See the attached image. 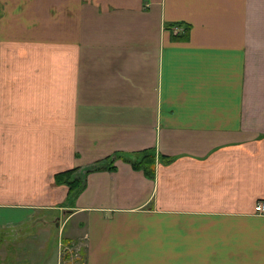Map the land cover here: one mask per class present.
I'll return each mask as SVG.
<instances>
[{"label":"crops","instance_id":"crops-1","mask_svg":"<svg viewBox=\"0 0 264 264\" xmlns=\"http://www.w3.org/2000/svg\"><path fill=\"white\" fill-rule=\"evenodd\" d=\"M29 221L57 264H264V0H0V228Z\"/></svg>","mask_w":264,"mask_h":264},{"label":"rangeland","instance_id":"rangeland-1","mask_svg":"<svg viewBox=\"0 0 264 264\" xmlns=\"http://www.w3.org/2000/svg\"><path fill=\"white\" fill-rule=\"evenodd\" d=\"M39 229L40 224L34 221L17 228L14 226L8 229L0 228V264H57L58 248L62 263L64 261L71 263L81 258L76 254L77 250L68 251L69 247L62 242L63 235H58L54 224L50 225V235L40 249ZM40 250L41 254L37 256V251Z\"/></svg>","mask_w":264,"mask_h":264},{"label":"trees","instance_id":"trees-1","mask_svg":"<svg viewBox=\"0 0 264 264\" xmlns=\"http://www.w3.org/2000/svg\"><path fill=\"white\" fill-rule=\"evenodd\" d=\"M133 166L136 168H142L144 172L149 175H154L155 157L150 150H144L142 157L138 160H132ZM165 161H170L166 159ZM77 168H71L55 174V182L57 184H66L69 188V197H72L82 185V175H75Z\"/></svg>","mask_w":264,"mask_h":264},{"label":"built area","instance_id":"built-area-1","mask_svg":"<svg viewBox=\"0 0 264 264\" xmlns=\"http://www.w3.org/2000/svg\"><path fill=\"white\" fill-rule=\"evenodd\" d=\"M255 209L258 210V211H259V210H262V205H261V204H257V205L255 206Z\"/></svg>","mask_w":264,"mask_h":264}]
</instances>
